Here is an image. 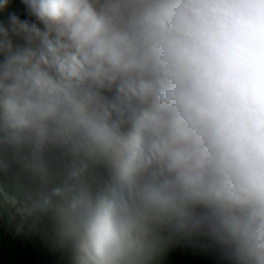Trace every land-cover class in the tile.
Here are the masks:
<instances>
[{
	"label": "clouds",
	"instance_id": "9594fccd",
	"mask_svg": "<svg viewBox=\"0 0 264 264\" xmlns=\"http://www.w3.org/2000/svg\"><path fill=\"white\" fill-rule=\"evenodd\" d=\"M23 2L0 23L6 251L36 245L32 200L75 264H264V0Z\"/></svg>",
	"mask_w": 264,
	"mask_h": 264
},
{
	"label": "trees",
	"instance_id": "16d2710c",
	"mask_svg": "<svg viewBox=\"0 0 264 264\" xmlns=\"http://www.w3.org/2000/svg\"><path fill=\"white\" fill-rule=\"evenodd\" d=\"M13 2V7L17 6L18 0H9ZM23 9L27 8V5L23 4ZM10 9L5 8L0 11V23L7 26V21L11 14H15ZM0 159L7 165L3 169L4 174L9 177L13 183V188L16 187V181L19 179L21 172L19 165L15 161L14 150L8 145H0ZM15 168L19 169L18 173L15 172ZM24 184H17V190L24 197L28 198V190L25 186L32 182L30 179L23 175ZM16 194V191H14ZM17 195V194H16ZM18 197V196H17ZM29 204L23 206L24 217L21 224V230L25 231L27 235L34 239L36 245H32L21 240H16L14 246L17 250V254L8 253L5 249L6 244V231L9 229L12 231L14 228V218L19 216L20 209L15 207L12 209L9 219L5 215L4 208H0V264H75L71 255L58 247L56 238L53 233L52 222L50 221V214L47 213L40 203H34V201H28ZM10 209V208H9ZM175 234H169L166 232L163 234L159 241V250L166 247L165 245ZM23 247H29V254L23 253ZM154 264H157L156 257ZM164 264V263H161ZM169 264H175V261L171 259Z\"/></svg>",
	"mask_w": 264,
	"mask_h": 264
},
{
	"label": "bare ground",
	"instance_id": "6f19581e",
	"mask_svg": "<svg viewBox=\"0 0 264 264\" xmlns=\"http://www.w3.org/2000/svg\"><path fill=\"white\" fill-rule=\"evenodd\" d=\"M23 4H24V2H23V0H18V3H17V6H16V8H15V10H14V13H15V15H18V13L21 11V10H23ZM6 8H8V9H10V11L12 12V10L14 9V7H13V2H10L9 0H8V4H7V7ZM5 9V8H4ZM4 9H2V10H4ZM1 11V10H0ZM9 21V20H8ZM8 21H7V24L6 25H8Z\"/></svg>",
	"mask_w": 264,
	"mask_h": 264
}]
</instances>
